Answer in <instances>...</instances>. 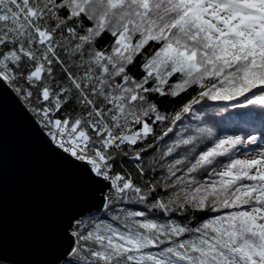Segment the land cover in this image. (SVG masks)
I'll return each instance as SVG.
<instances>
[{
  "label": "snow or ice",
  "instance_id": "1",
  "mask_svg": "<svg viewBox=\"0 0 264 264\" xmlns=\"http://www.w3.org/2000/svg\"><path fill=\"white\" fill-rule=\"evenodd\" d=\"M0 90L95 189L52 264H264V136L203 111L264 113V0H0Z\"/></svg>",
  "mask_w": 264,
  "mask_h": 264
},
{
  "label": "water",
  "instance_id": "2",
  "mask_svg": "<svg viewBox=\"0 0 264 264\" xmlns=\"http://www.w3.org/2000/svg\"><path fill=\"white\" fill-rule=\"evenodd\" d=\"M8 90H0V262L52 264L75 213L95 203Z\"/></svg>",
  "mask_w": 264,
  "mask_h": 264
},
{
  "label": "trees",
  "instance_id": "3",
  "mask_svg": "<svg viewBox=\"0 0 264 264\" xmlns=\"http://www.w3.org/2000/svg\"><path fill=\"white\" fill-rule=\"evenodd\" d=\"M243 99V98H241ZM173 101L165 98L161 101V106H167ZM175 103H179L178 101ZM197 110L201 109V105L195 106ZM225 109L223 103L207 102L204 108L205 118L217 130L218 135H244L252 134L257 137L264 136V113L259 110H254L252 106L248 107H233L229 104ZM190 120L191 117L189 116ZM151 142V141H149ZM129 169H132V164L126 163ZM0 264H4L0 262Z\"/></svg>",
  "mask_w": 264,
  "mask_h": 264
},
{
  "label": "rangeland",
  "instance_id": "4",
  "mask_svg": "<svg viewBox=\"0 0 264 264\" xmlns=\"http://www.w3.org/2000/svg\"><path fill=\"white\" fill-rule=\"evenodd\" d=\"M244 135H247V134H244Z\"/></svg>",
  "mask_w": 264,
  "mask_h": 264
}]
</instances>
